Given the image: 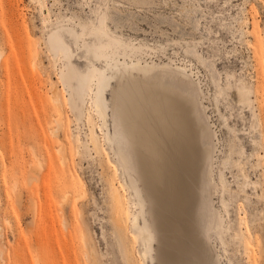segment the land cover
<instances>
[{
    "label": "rangeland",
    "instance_id": "rangeland-1",
    "mask_svg": "<svg viewBox=\"0 0 264 264\" xmlns=\"http://www.w3.org/2000/svg\"><path fill=\"white\" fill-rule=\"evenodd\" d=\"M0 51V264H180L179 253L192 264H264V0H0ZM133 62L160 66L142 72ZM242 87L249 99L238 98ZM160 91L187 101L177 172L186 186L177 200L164 189L162 235L179 246L162 239L140 155L142 121L155 120L151 129L161 119ZM158 124L145 127L157 135ZM134 215L149 224L153 259L143 258ZM213 219L220 228L209 240Z\"/></svg>",
    "mask_w": 264,
    "mask_h": 264
},
{
    "label": "bare ground",
    "instance_id": "bare-ground-1",
    "mask_svg": "<svg viewBox=\"0 0 264 264\" xmlns=\"http://www.w3.org/2000/svg\"><path fill=\"white\" fill-rule=\"evenodd\" d=\"M2 51V50H1ZM1 51H0V59H1V57H2V53H1ZM130 65V64H129ZM141 66L142 65V62H133V64L132 65H130L131 67L133 66L134 68H136V67H138V66ZM164 66H166V68H170V70H171V72H172V70L175 72V73H177L178 75H180V76H183V77H189V75L187 74V68L186 67H184V66H180V65H174V64H171V63H167V64H163ZM139 66V67H140ZM157 66H160L159 64H147V65H145L144 67H140L141 68V71L142 70H145L144 72H147V70H150V69H153V68H155V67H157ZM132 67V68H133ZM162 67V66H161ZM173 67V68H172ZM165 68V69H166ZM160 70V69H159ZM169 71V70H168ZM138 72V71H137ZM143 72V71H142ZM169 74V73H168ZM169 76V75H168ZM171 76H173L172 74H171ZM159 82V81H158ZM161 83V82H160ZM109 84H108V82L107 83H105L104 84V88H103V90L108 86ZM161 88V87H160ZM161 91H163V92H169V90H167V89H164V90H161ZM160 91V95H161V92ZM197 91H199L198 90V88H197ZM157 92V91H156ZM165 92V93H166ZM165 93H162V98H164V96H165ZM170 93H172V92H170ZM170 93H168V95L170 94ZM175 93V92H174ZM237 93H238V98H240V100H244L245 98H248L249 97V95H250V93H251V91L250 90H248V89H246L245 87H242V88H239L238 89V91H237ZM159 94V93H158ZM163 94H164V96H163ZM178 95V98H177V96L176 95ZM174 94V96H175V98H177V100L178 99H181V97H179V93L177 94V93H175ZM198 96L200 97V93L198 92ZM155 95V94H154ZM172 95V94H171ZM152 96V95H151ZM98 100H97V102H96V107H97V109L99 110L98 112L101 114V116H102V118H103V121H104V123H105V125L107 124V122H106V111H105V108H104V106H103V101H104V92L102 91V92H100L99 94H98ZM166 97H167V95H166ZM170 98L171 97H173V95L172 96H169ZM74 98H77V93H76V96L74 97ZM150 98V97H149ZM161 98V119H160V123L161 124H158L159 122H157L156 124H158L157 125V127L158 126H160L159 128H160V132H158L159 134H157V135H159V141L157 142L156 140H152L151 139V137H150V135H149V133L150 132H148L149 130H147V128L148 127H145V126H148L149 125V128L148 129H150V124L152 125V122H154V121H151V120H148L149 122L148 123H150V124H148V123H145V121H142V122H144L143 123V126L144 127H141V128H143V130L140 132V133H142V136H141V139H140V141L139 142H141V153H140V155H141V160H142V167H143V170H144V172L146 173V175H147V177H148V181H149V184H150V186L152 187V190H153V192H154V196H155V198L157 199V201H158V203H159V206H160V209H158V213L160 214V220H159V227H160V230H161V235H162V231H163V228H164V224L166 223V221H165V214H164V209H165V207H166V201L170 198L171 200L172 199H176L177 200V196H176V189H177V187H179V188H181L182 187V185L184 184H182V183H180V182H178L177 181V172H179V169L181 168L180 167V164L183 166V164L182 163H180L181 162V158H180V154L182 153L183 154V152H181L182 151V149H183V147L182 146H184V145H188L187 143V140H186V142L187 143H185L184 142V140H185V136H186V132H185V129H184V125L187 123H183V119H184V112L185 111H183L182 110V108L183 109H185V107H184V101L187 103V101H186V99H184V101L183 100H180V101H183V103H181L180 102V104L176 101V100H174V102L173 103H169V101L171 100V99H169L168 97L165 99H162ZM146 99V98H145ZM167 99H169V101H167ZM201 99V103H200V101H199V98H198V102L200 103V105H202L201 107H203V110H204V113H205V115H206V120H207V123H208V130H209V132L207 133V134H210L211 135V133H210V116H209V114H207V106H205L204 105V103H203V98H200ZM249 99V98H248ZM55 100H57L56 102H58L59 101V99L57 98V99H55ZM144 100V99H143ZM76 101V100H75ZM156 101V100H155ZM77 103H78V101H76ZM83 102V101H82ZM154 102V101H153ZM146 103H147V101H146ZM181 104L183 105V107L181 108ZM138 105V104H137ZM78 106H80V104L78 105ZM82 106V105H81ZM149 106V105H148ZM188 106H189V104H188ZM136 107V106H135ZM187 107V106H186ZM200 107V108H201ZM140 108H141V106H140ZM149 108V107H148ZM189 108V107H188ZM187 108V110L186 111H188L189 109V111L192 113V108L190 107L189 109ZM144 109V108H143ZM138 110V109H137ZM142 110V109H141ZM202 110V111H203ZM139 111V110H138ZM188 111V112H189ZM134 112V111H133ZM145 113H147V112H145ZM187 113V112H186ZM203 113V112H202ZM203 113V114H204ZM135 114V113H134ZM133 114V115H134ZM140 114V113H139ZM143 114V113H142ZM136 115V114H135ZM146 115V114H145ZM188 115H189V113H188ZM188 115L186 116V118H189L188 117ZM147 116H148V114H147ZM146 118V120L147 119H150V118H147V117H145ZM158 118V117H157ZM130 119H132V118H130ZM155 119V118H154ZM57 120V119H56ZM136 120V119H135ZM139 120V119H138ZM143 120H144V118H143ZM158 120H159V118H158ZM191 120V119H190ZM193 120V119H192ZM157 121V120H156ZM130 122H131V120H130ZM140 123V122H139ZM155 123V122H154ZM58 124V123H57ZM156 124H155V126H156ZM188 124V123H187ZM193 124V123H192ZM189 125H190V123H189ZM107 126V125H106ZM132 126V125H131ZM154 125L152 126V128L153 127H155ZM195 126V125H194ZM136 127V126H135ZM156 127V128H157ZM189 127V126H188ZM193 127V126H192ZM133 129H134V127H132ZM136 128H138V127H136ZM151 128V129H152ZM158 128V129H159ZM150 129V130H151ZM153 129H155V128H153ZM152 129V131H156V130H153ZM157 129V130H158ZM188 129V128H187ZM196 129V128H195ZM59 130V129H58ZM57 130V131H58ZM140 131V130H139ZM187 131V130H186ZM188 131H189V129H188ZM191 131V130H190ZM134 132V131H133ZM193 132V131H192ZM58 133V132H57ZM131 133V132H130ZM156 133L157 132H155V134H154V132L153 133H150L151 135L152 134H154V136H152V138H157L158 136L156 135ZM195 133V132H194ZM134 134V133H133ZM136 134H139V132H137ZM156 135V136H155ZM193 135V134H192ZM188 136V135H187ZM136 137V136H135ZM193 137H195L194 135H193ZM192 137V138H193ZM108 138L111 140V137L110 136H108ZM134 138V137H133ZM132 138V139H133ZM135 139V138H134ZM158 139V138H157ZM186 139H188V138H186ZM138 140H139V138H138ZM193 140V139H192ZM152 141H154V144L155 145H151V144H153V142ZM194 141V140H193ZM199 141V140H198ZM135 142V141H134ZM138 142V143H139ZM190 142V141H189ZM185 143V144H184ZM195 143H196V141H195ZM158 144V145H157ZM184 144V145H183ZM191 144V143H190ZM198 144V143H197ZM158 146V153L156 152V156L158 157V161H157V158H155V156H154V153L155 152H153L152 150L154 149V148H152V147H155V146ZM196 145V144H195ZM150 146H152V147H150ZM186 146H185V148H186ZM193 147H194V145H193ZM152 148V149H151ZM182 148V149H181ZM184 148V151L186 150ZM195 148V147H194ZM63 149V148H62ZM155 149H156V147H155ZM188 149H190V148H188ZM195 149H197V148H195ZM150 151H152L153 152V154H151L150 153ZM193 151V150H192ZM179 152H180V154H179ZM188 152H190V151H188ZM199 152V151H198ZM119 154H120V157L122 158L121 159V161L123 162V164H125L126 162H127V159H126V157L124 156L125 154H123V151L121 152H118ZM184 153H186V152H184ZM194 153V152H193ZM149 154H151V156L153 155L154 157H153V161H155L154 159H156V161L158 162V164L155 162V164L154 165H156L155 167H157V169L156 170H154L153 169V167H154V165H153V163H152V161H151V159H150V155ZM158 154V155H157ZM182 154H181V156H182ZM196 154H197V152H196ZM195 154V155H196ZM200 153H198V155H199ZM192 155L193 154H191V156L190 157H192ZM194 155V156H195ZM184 156H186V155H184ZM152 158V157H151ZM183 159H185V157L183 158ZM199 159V158H198ZM192 160V162H193V159H191ZM197 160V159H196ZM183 161H186L187 163H188V161L185 159V160H183ZM185 162V163H186ZM196 162V161H195ZM190 163V162H189ZM194 163V162H193ZM193 163H190V164H193ZM197 164V163H196ZM203 164V163H202ZM186 165V164H185ZM198 165V164H197ZM187 166V165H186ZM194 166V165H193ZM43 168V167H42ZM184 168V167H183ZM183 168H181L180 170H182ZM191 168V167H190ZM189 168V169H190ZM196 168H197V166H196ZM122 169H124V167H122ZM185 169H186V167H185ZM184 169V170H185ZM189 169H188V171H189ZM193 169V168H192ZM192 169H191V171H192ZM185 171H187V170H185ZM128 172V171H127ZM130 172V171H129ZM128 172V173H129ZM182 172V171H181ZM184 172V171H183ZM185 173L186 172H184V175H185ZM179 175H183L182 173L180 174V173H178ZM187 174V173H186ZM197 174V173H196ZM131 175V174H130ZM188 176V174L186 175V178H188L187 177ZM190 177H192V176H190ZM195 177V176H194ZM130 178V177H129ZM181 178H183V176H181ZM184 178H185V176H184ZM184 178L182 179V180H184ZM131 179H132V177H131ZM179 179V178H178ZM195 180V179H194ZM134 181V180H133ZM181 181V180H180ZM207 181H208V184H209V186H210V183H212V182H214L215 180H214V169H213V166L212 167H210V169H209V171H208V173H207ZM131 182V181H130ZM181 182H183V181H181ZM185 182H186V180H185ZM190 181H188V183H189ZM136 183V182H135ZM180 185V186H178V184ZM191 183V182H190ZM132 185H133V183H131ZM182 184V185H181ZM192 184V183H191ZM131 185V186H132ZM212 185V184H211ZM73 186L74 187H76V185H75V183L73 184ZM111 186H112V193H113V195H114V209H113V218H114V223H115V225L116 226H118V227H120V228H124L125 227V220H124V218H123V215H122V211H123V209H124V198H123V195L121 194V192H120V190H119V188L114 184V183H111ZM169 186V187H168ZM184 186H186V184H184ZM168 187V188H167ZM171 187V188H170ZM167 188V192H169V191H171V190H173L172 191V194H169L168 195V198H167V200H166V198H165V190L164 189H166ZM195 188V187H194ZM132 189H134V191L138 194V192H139V190L138 189H136V187L133 185L132 186ZM138 190V191H137ZM188 190V189H187ZM179 191H181V189L179 190ZM195 191V190H194ZM177 193H178V191H177ZM192 193H194V192H192ZM191 193V194H192ZM182 194V193H181ZM187 194V193H186ZM184 195V194H183ZM191 196V195H190ZM193 196V195H192ZM180 197V196H179ZM138 198H139V195H138ZM169 199V200H170ZM180 199V198H179ZM67 200V199H66ZM184 200V199H183ZM191 200V199H190ZM197 200V199H196ZM171 202V201H170ZM184 202V201H183ZM197 202H198V200H197ZM172 203H174V201H172ZM143 205V204H142ZM195 205H196V203H195ZM183 206V205H182ZM143 207V206H142ZM141 207V208H142ZM168 207V206H167ZM184 207V206H183ZM171 208V210H172V208L173 207H170ZM196 209V208H195ZM173 210H175V209H173ZM176 210H177V208H176ZM175 210V211H176ZM193 210V209H192ZM183 211V210H182ZM142 212L143 211H141V214H142ZM173 212V211H172ZM167 213H168V211H167ZM166 213V214H167ZM175 214L174 215H176V212H174ZM179 213V212H178ZM169 214H170V212H169ZM190 215V214H189ZM143 216V215H142ZM186 216V215H185ZM189 217V216H188ZM170 218H172V217H170ZM190 218H192V217H190ZM141 219V218H140ZM176 219V218H175ZM182 219V218H181ZM143 220H144V225L143 226H141L140 224H139V216L138 215H134V220H133V226L136 228V229H138V230H140V231H142V233H143V235H144V247H145V249L143 250V252H142V255H143V258H144V260L145 261H147L148 259H150L151 257H152V259H153V256H152V250H153V244H154V237H153V234H152V232H151V230H150V227H149V224L147 223V220L145 219V217H143ZM188 218H187V223H190V222H188ZM192 220V219H191ZM190 220V221H191ZM175 221V220H174ZM177 221V220H176ZM179 221H180V219H179ZM168 222H170L169 220H168ZM172 222V221H171ZM184 222V221H183ZM141 223V222H140ZM175 223V222H174ZM181 222H179V224H180ZM194 223V222H193ZM67 224V223H66ZM169 224H171V223H169ZM176 224H177V222H176ZM176 224H174V225H176ZM192 224V223H191ZM182 225H184V224H182L181 223V225L180 226H182ZM186 223H185V226L184 227H186ZM67 226V225H66ZM169 226V225H168ZM188 226V225H187ZM190 226H193V225H190ZM170 227V226H169ZM194 227V226H193ZM175 228H176V226H175ZM177 228H178V225H177ZM190 228V227H189ZM192 228V227H191ZM218 228H220V225H217L216 223H215V221H214V219H213V221H212V226H211V228L209 229V234H208V236H209V240L210 239H212V233L216 230V229H218ZM168 229V228H167ZM170 229H171V227H170ZM180 228H178V230H179ZM187 229V228H186ZM166 230V229H165ZM174 230V229H173ZM189 230V229H188ZM168 231V230H167ZM166 231V232H167ZM172 231V230H171ZM176 231V230H175ZM192 230L190 229V232H191ZM193 231H194V229H193ZM217 231V230H216ZM165 231H164V234L166 233ZM169 232V231H168ZM173 232H171V234H172ZM177 233H178V231H177ZM192 233V232H191ZM193 233H195V232H193ZM168 234H170V233H168ZM168 234H166V235H168ZM176 234V233H175ZM185 234V233H184ZM178 235V234H177ZM188 235V234H187ZM193 235V234H192ZM197 235V234H196ZM168 236H170V235H168ZM173 236V235H172ZM182 236V235H181ZM185 236H186V234H185ZM190 236V235H189ZM195 236V235H194ZM193 236V237H194ZM164 237H165V235H162V239H164ZM191 237V236H190ZM190 237H189V239H190ZM165 238H167V237H165ZM185 238V237H184ZM188 238V237H187ZM185 239V241H187L188 239ZM168 239V238H167ZM169 239H171V238H169ZM168 239V240H169ZM173 239V238H172ZM176 239V238H175ZM178 239H179V237H178ZM178 239H176V240H178ZM183 239V238H182ZM166 240V239H165ZM167 240V241H168ZM176 240H174L173 239V241H176ZM190 240H192V243H193V239H190ZM195 240V239H194ZM170 241V240H169ZM172 240L170 241V242H173ZM170 242H168V243H170ZM184 242V241H183ZM174 243V242H173ZM177 243V242H176ZM176 243L174 244V245H176ZM178 243L179 244H177L178 246L180 245V242H179V240H178ZM189 243H190V241H189ZM195 243V242H194ZM171 244V243H170ZM187 244V243H186ZM172 245V244H171ZM191 245V244H190ZM194 245V244H193ZM173 246V245H172ZM167 247H168V245H167ZM175 247V246H174ZM190 248L192 247V245L191 246H189ZM169 248V247H168ZM173 248V247H172ZM176 249H177V247H175ZM175 248L173 249V250H175ZM180 248V247H179ZM178 248V249H179ZM193 248H194V246H193ZM181 249H182V247H181ZM185 249V251L186 250H188L186 247L184 248L183 247V249L182 250H184ZM192 249V248H191ZM164 250V249H163ZM194 250H195V248H194ZM172 251V250H171ZM178 251H180V250H178ZM177 251V252H178ZM185 251H183V252H185ZM189 251H190V249H189ZM193 251V250H192ZM166 251H164V253H165ZM175 252V255H177L176 254V250L174 251ZM187 252V251H186ZM191 252V251H190ZM194 252V251H193ZM168 253V252H167ZM172 253H173V251H172ZM196 253V252H195ZM92 254H93V257H94V259H95V261H96V258H95V253L92 251ZM184 254V253H183ZM190 254L191 253H189V255L188 254H186V255H188V256H190ZM165 255V254H164ZM170 255V254H169ZM173 255H174V253H173ZM172 255V256H173ZM174 255V256H175ZM192 255H193V253H192ZM191 255V256H192ZM197 255V254H196ZM171 256V257H172ZM183 255H182V253L180 254L179 253V255H177L176 257H177V259H175L174 258V261H176V260H179L180 261V264H192L193 263V261H192V259H188V260H185L186 258H188V257H186V256H184V257H182ZM168 257V256H167ZM169 258V260L170 259H172V258ZM195 257V256H194ZM165 258H166V256H165ZM193 258V257H192ZM172 261H173V259H172ZM173 261V262H174ZM194 262H195V259H194ZM179 263V262H178ZM195 263H197V262H195ZM96 264H97V261H96ZM175 264H177V263H175Z\"/></svg>",
    "mask_w": 264,
    "mask_h": 264
}]
</instances>
